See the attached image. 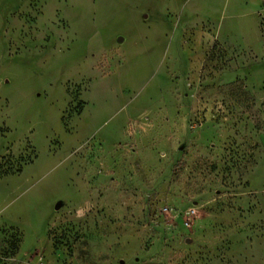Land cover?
Instances as JSON below:
<instances>
[{
	"label": "rangeland",
	"instance_id": "rangeland-1",
	"mask_svg": "<svg viewBox=\"0 0 264 264\" xmlns=\"http://www.w3.org/2000/svg\"><path fill=\"white\" fill-rule=\"evenodd\" d=\"M257 2L0 0V264H264Z\"/></svg>",
	"mask_w": 264,
	"mask_h": 264
},
{
	"label": "crops",
	"instance_id": "crops-1",
	"mask_svg": "<svg viewBox=\"0 0 264 264\" xmlns=\"http://www.w3.org/2000/svg\"><path fill=\"white\" fill-rule=\"evenodd\" d=\"M262 1V3L264 2V0H261ZM261 4V3H260ZM254 7H255V10H258L259 11V13L261 14V16H263L264 17V6H258V2L254 5ZM253 9V8H252ZM250 32L252 33L253 31H252V27L250 28Z\"/></svg>",
	"mask_w": 264,
	"mask_h": 264
},
{
	"label": "water",
	"instance_id": "water-1",
	"mask_svg": "<svg viewBox=\"0 0 264 264\" xmlns=\"http://www.w3.org/2000/svg\"><path fill=\"white\" fill-rule=\"evenodd\" d=\"M59 206H60V204H58L55 209L57 210L59 208ZM187 243H189V241Z\"/></svg>",
	"mask_w": 264,
	"mask_h": 264
}]
</instances>
